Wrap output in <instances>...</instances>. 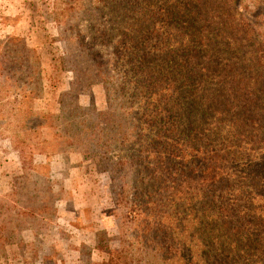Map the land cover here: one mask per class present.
Masks as SVG:
<instances>
[{
	"label": "rangeland",
	"instance_id": "rangeland-1",
	"mask_svg": "<svg viewBox=\"0 0 264 264\" xmlns=\"http://www.w3.org/2000/svg\"><path fill=\"white\" fill-rule=\"evenodd\" d=\"M242 7L264 50V0ZM103 10L0 0V264H157L132 198L142 105Z\"/></svg>",
	"mask_w": 264,
	"mask_h": 264
},
{
	"label": "trees",
	"instance_id": "trees-1",
	"mask_svg": "<svg viewBox=\"0 0 264 264\" xmlns=\"http://www.w3.org/2000/svg\"><path fill=\"white\" fill-rule=\"evenodd\" d=\"M95 1L117 17L107 28L115 40L98 35L114 41L142 105L133 165L143 181L132 195L140 251L157 264H264L257 23L242 0Z\"/></svg>",
	"mask_w": 264,
	"mask_h": 264
}]
</instances>
